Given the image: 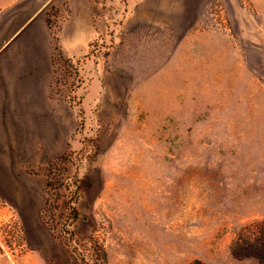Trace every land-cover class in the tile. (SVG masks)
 <instances>
[{
  "label": "rangeland",
  "instance_id": "rangeland-1",
  "mask_svg": "<svg viewBox=\"0 0 264 264\" xmlns=\"http://www.w3.org/2000/svg\"><path fill=\"white\" fill-rule=\"evenodd\" d=\"M263 219L264 0L4 9L0 264L92 234L110 264H259L231 246Z\"/></svg>",
  "mask_w": 264,
  "mask_h": 264
},
{
  "label": "trees",
  "instance_id": "trees-1",
  "mask_svg": "<svg viewBox=\"0 0 264 264\" xmlns=\"http://www.w3.org/2000/svg\"><path fill=\"white\" fill-rule=\"evenodd\" d=\"M76 200L72 198L68 202L70 217L75 220L79 216V211L75 206ZM67 237L71 244L75 239V233L67 230ZM231 252L237 259L255 258L259 264H264V219L245 226L234 239ZM72 264H110L108 252L104 243L95 234L87 240L76 242L71 253ZM190 264H207L199 259Z\"/></svg>",
  "mask_w": 264,
  "mask_h": 264
},
{
  "label": "crops",
  "instance_id": "crops-1",
  "mask_svg": "<svg viewBox=\"0 0 264 264\" xmlns=\"http://www.w3.org/2000/svg\"><path fill=\"white\" fill-rule=\"evenodd\" d=\"M20 1L21 0H10L6 3L0 2V17L3 18L5 8L18 5L20 4ZM35 18H36V12L32 15V17H30L27 21H25V24L23 25L24 27L19 29L18 33H21L22 32L21 30H24L26 26H29L33 22V20H35ZM177 50H179V48ZM69 55H74V54H69Z\"/></svg>",
  "mask_w": 264,
  "mask_h": 264
}]
</instances>
